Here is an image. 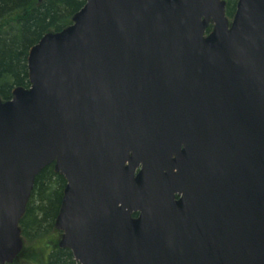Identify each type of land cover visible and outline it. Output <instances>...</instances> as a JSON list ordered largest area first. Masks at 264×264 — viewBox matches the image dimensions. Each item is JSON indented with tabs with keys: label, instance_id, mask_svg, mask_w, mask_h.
Listing matches in <instances>:
<instances>
[{
	"label": "water",
	"instance_id": "95a60500",
	"mask_svg": "<svg viewBox=\"0 0 264 264\" xmlns=\"http://www.w3.org/2000/svg\"><path fill=\"white\" fill-rule=\"evenodd\" d=\"M27 67L0 98V264L49 165L78 264H264V0L230 21L224 0H85Z\"/></svg>",
	"mask_w": 264,
	"mask_h": 264
},
{
	"label": "trees",
	"instance_id": "16d2710c",
	"mask_svg": "<svg viewBox=\"0 0 264 264\" xmlns=\"http://www.w3.org/2000/svg\"><path fill=\"white\" fill-rule=\"evenodd\" d=\"M225 15L231 19L238 0H224ZM85 0H0V98H11L16 87L29 86L27 56L30 48L49 32L72 23ZM211 26L208 27L209 31ZM65 178L53 165L34 180L25 212L19 222L25 244L38 251L27 256L28 264H78L68 248L58 247L61 233L54 226L60 208ZM137 214H133L136 216ZM25 257L24 247L11 264Z\"/></svg>",
	"mask_w": 264,
	"mask_h": 264
},
{
	"label": "rangeland",
	"instance_id": "374dc122",
	"mask_svg": "<svg viewBox=\"0 0 264 264\" xmlns=\"http://www.w3.org/2000/svg\"><path fill=\"white\" fill-rule=\"evenodd\" d=\"M231 19H229V21H230ZM59 238H60V236H59ZM23 247H24V254H25V257H23V259H19L18 260V262H17V264H28V261L29 262H33L31 259L29 260V258L27 257V256H30V255H35L36 257L38 256V251H36V250H34V249H32L31 247H30V245L29 244H25L24 245V241H23ZM22 250H23V248H22ZM21 250V251H22ZM13 263V262H12ZM11 264V263H10Z\"/></svg>",
	"mask_w": 264,
	"mask_h": 264
}]
</instances>
